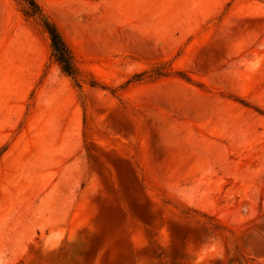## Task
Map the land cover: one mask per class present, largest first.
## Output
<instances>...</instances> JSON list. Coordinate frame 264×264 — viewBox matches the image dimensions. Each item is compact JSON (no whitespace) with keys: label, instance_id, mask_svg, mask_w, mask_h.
<instances>
[{"label":"rangeland","instance_id":"rangeland-1","mask_svg":"<svg viewBox=\"0 0 264 264\" xmlns=\"http://www.w3.org/2000/svg\"><path fill=\"white\" fill-rule=\"evenodd\" d=\"M37 1L78 77L0 0V264H264V0Z\"/></svg>","mask_w":264,"mask_h":264},{"label":"trees","instance_id":"trees-1","mask_svg":"<svg viewBox=\"0 0 264 264\" xmlns=\"http://www.w3.org/2000/svg\"><path fill=\"white\" fill-rule=\"evenodd\" d=\"M21 13L35 21L46 33L51 47V57L57 63L60 70L77 81L78 69L75 65L73 54L64 42L55 24L42 11L37 0H21ZM158 254L157 256H159ZM125 260H123L124 262Z\"/></svg>","mask_w":264,"mask_h":264}]
</instances>
